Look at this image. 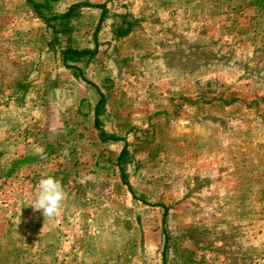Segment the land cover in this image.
<instances>
[{"label": "rangeland", "instance_id": "rangeland-1", "mask_svg": "<svg viewBox=\"0 0 264 264\" xmlns=\"http://www.w3.org/2000/svg\"><path fill=\"white\" fill-rule=\"evenodd\" d=\"M84 2L108 13L95 58L77 66L106 97L103 130L124 141H99L96 89L49 51L26 0H0V264H161L165 236L166 264H264L254 0H59L54 11ZM99 14L81 10L73 47L94 48ZM47 176L65 193L52 218L30 205Z\"/></svg>", "mask_w": 264, "mask_h": 264}, {"label": "trees", "instance_id": "trees-1", "mask_svg": "<svg viewBox=\"0 0 264 264\" xmlns=\"http://www.w3.org/2000/svg\"><path fill=\"white\" fill-rule=\"evenodd\" d=\"M59 0H26L28 6L34 12L37 18H39L46 28L50 32V39L48 42V48L51 53H55L60 58V62L62 66L68 70H73V76L75 78L81 79L85 83L91 85L94 89H96L99 100L94 107L93 112V126L97 132V136L100 142H118L124 141L122 138H119L115 135H108L102 127L100 120V113L103 110V106L105 103V95L98 89L97 86L88 82L84 76L80 68H78L77 64L83 59H87L88 61L95 58L97 54L98 42L97 35L100 31L102 24L104 23L107 17V8L104 4H89L87 2L84 3H74L70 5L64 12L58 13L54 11V4ZM83 8H95L99 10V19L96 23L95 30L93 33L94 40V48H76L73 47L72 42V34L74 31V27L72 22L78 18L81 14V10ZM120 20H123V16L119 17ZM129 26L128 23L123 22L122 24H118L116 28H114V36L115 37H124L126 35V29ZM130 30V28H128ZM128 30V31H129ZM126 32V33H125ZM179 57H177L178 59ZM127 157V146L126 144L122 148L117 158V166L119 168V176L122 184L131 192V186L127 181V176L124 171L123 163ZM163 214H162V226L163 231L165 233V220L168 208L162 206ZM165 235V234H164ZM166 250H167V237H164V244L162 249V263L166 264Z\"/></svg>", "mask_w": 264, "mask_h": 264}, {"label": "clouds", "instance_id": "clouds-1", "mask_svg": "<svg viewBox=\"0 0 264 264\" xmlns=\"http://www.w3.org/2000/svg\"><path fill=\"white\" fill-rule=\"evenodd\" d=\"M64 198L65 193L60 182L47 176L39 180L37 194L30 205L34 211H40L43 216L52 218L59 215Z\"/></svg>", "mask_w": 264, "mask_h": 264}, {"label": "crops", "instance_id": "crops-1", "mask_svg": "<svg viewBox=\"0 0 264 264\" xmlns=\"http://www.w3.org/2000/svg\"><path fill=\"white\" fill-rule=\"evenodd\" d=\"M264 0H254V53L264 50Z\"/></svg>", "mask_w": 264, "mask_h": 264}]
</instances>
